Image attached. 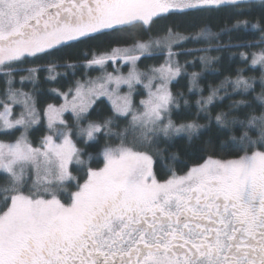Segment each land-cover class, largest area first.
<instances>
[{
  "label": "trees",
  "instance_id": "1",
  "mask_svg": "<svg viewBox=\"0 0 264 264\" xmlns=\"http://www.w3.org/2000/svg\"><path fill=\"white\" fill-rule=\"evenodd\" d=\"M169 35L185 37L174 48L183 72L172 83L176 106L170 118L176 125L192 124L199 130L191 136L157 137L145 143L131 116L118 114L108 99L101 98L82 121L83 125L104 126L92 141L79 136L72 114L66 117L82 159L90 160L72 168L79 183L89 171L103 166L102 156L109 148L131 147L153 154L154 170L161 181L188 174L214 158L238 159L264 152V69L251 64V58L264 51V0L165 13L150 24L135 22L101 31L27 57L11 68L12 74H0V97L12 77V86L30 92L44 112L47 106L62 102L56 92L62 94L101 74L103 69L87 65L93 57ZM166 57L165 50L144 55L139 67L148 71L164 63ZM121 67L123 72L128 70V65ZM107 69L117 68L109 64ZM31 71H35V80L22 83ZM237 79L243 80L240 87L232 84ZM138 88L137 105L146 96L143 86ZM47 133L42 122L30 133L32 143L40 145ZM20 136V129L0 133V141L13 142ZM11 188L10 177L0 172V214L10 205Z\"/></svg>",
  "mask_w": 264,
  "mask_h": 264
},
{
  "label": "rangeland",
  "instance_id": "2",
  "mask_svg": "<svg viewBox=\"0 0 264 264\" xmlns=\"http://www.w3.org/2000/svg\"><path fill=\"white\" fill-rule=\"evenodd\" d=\"M245 1L250 0L173 1L165 4L163 10L145 3L135 13L122 15L111 23L96 28L81 26L67 33L62 32L50 43L2 47L7 52L0 50V74H12L11 68L14 69L18 62L27 57L37 56L101 31L135 22L150 24L157 16L165 13ZM184 40V36L169 35L159 41L119 47L93 57L87 65L103 69L101 74L77 83L67 92H56L61 95L62 102L47 106L44 112L38 109L30 92L12 86L14 81L11 77L10 87L0 97V133L20 129L21 136L13 142L0 141V172L6 173L12 180L10 205L0 214V255L17 252L23 241L31 236L41 235L58 215L63 214L72 221L80 220L90 197L104 182L116 189H127L129 193L143 186L152 190L162 187L163 192L183 184L188 177L200 179L232 168L243 176H252L264 166V152L238 159L214 158L193 168L188 174L175 175L169 180L161 181L154 170L153 154L121 146L107 149L102 156L103 166L89 171L83 183H79L78 177L72 172L74 165L82 167L90 160L82 159L73 137L74 130L66 117L72 114L79 136L92 141L104 126L83 125L82 121L101 98L108 99L118 114L131 116L145 143H150L157 137L191 136L199 130L198 126L192 124L176 125L170 118V113L176 106L172 83L183 72L174 48ZM162 50L167 54L164 63L148 71L140 69L141 57ZM109 64H114L117 69L109 71ZM251 64L260 65L264 69V51L255 54L251 58ZM127 65L128 70L123 72L121 66ZM35 71L23 77L22 83L34 81L32 74ZM232 84L240 87L243 80H234ZM140 85L146 91V96L137 105L136 94ZM42 122L48 133L42 143L35 146L30 133Z\"/></svg>",
  "mask_w": 264,
  "mask_h": 264
},
{
  "label": "flooded vegetation",
  "instance_id": "3",
  "mask_svg": "<svg viewBox=\"0 0 264 264\" xmlns=\"http://www.w3.org/2000/svg\"><path fill=\"white\" fill-rule=\"evenodd\" d=\"M173 1L185 0H0V50ZM161 191L104 182L80 220L56 216L0 264H264V166L252 176L232 168L188 177Z\"/></svg>",
  "mask_w": 264,
  "mask_h": 264
}]
</instances>
